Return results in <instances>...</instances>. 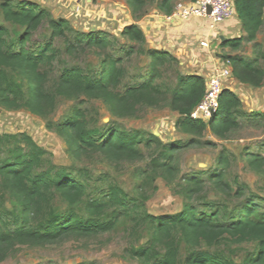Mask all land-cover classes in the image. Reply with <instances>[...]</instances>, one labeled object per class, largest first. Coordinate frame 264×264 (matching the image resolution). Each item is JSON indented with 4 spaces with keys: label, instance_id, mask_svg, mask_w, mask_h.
Instances as JSON below:
<instances>
[{
    "label": "trees",
    "instance_id": "obj_1",
    "mask_svg": "<svg viewBox=\"0 0 264 264\" xmlns=\"http://www.w3.org/2000/svg\"><path fill=\"white\" fill-rule=\"evenodd\" d=\"M135 23L122 31L124 50L116 55L120 40L105 31L83 32L68 19L55 18L40 4L28 0H0V12L7 25L0 24V107L6 110L26 109L46 119L47 128L57 132L67 142L76 157L102 153L113 160L136 162L144 158L142 146L158 150L152 164L163 170L168 182L177 173L175 164L180 151L196 146H215L204 140L211 133L219 140H229L241 130V119L255 123L264 114H247L241 98L224 88L216 114L209 121L194 118L206 92L207 81L202 76L185 75L180 61L169 52L147 45L143 29L137 24L155 5L170 15L177 0H125ZM196 2L197 0H183ZM236 13L246 36L223 43L234 51L244 41L255 42L264 24V0H236ZM60 43L63 47L60 46ZM103 53L101 70L94 74L78 65H67L51 84V74L60 55L76 57L85 53ZM144 57L148 64L138 82L128 79L127 60ZM145 59V60H146ZM232 69V77L244 85L262 88L264 69L259 58L247 60L239 55L224 56ZM79 100L82 97L105 103L110 113L118 118L133 117L143 108H169L179 115L177 129L192 138L188 142L163 143L152 133L127 131L117 123L92 129L81 108L55 123L50 120L58 99ZM13 144L15 157L0 160V191L4 200L13 205L9 211L0 203V264L6 261L19 246H45L60 243L68 238H87L112 232L118 218L107 216V207L99 200L85 202V187L66 169H58L47 161V151L26 133L0 136V152ZM21 152V153H19ZM259 160L252 159V166ZM217 171L209 181L219 190L226 188L229 160H218ZM205 184L201 176H189L183 193L191 199ZM109 201L116 211L133 215L138 205L123 190L112 186ZM60 197L67 209L53 207ZM85 202V214L77 206ZM21 208L19 214L18 208ZM209 211H200L192 204L175 215L154 216L142 213L137 216L139 227H149L150 240L146 246L129 251L142 264H181L180 243L190 249L184 264H264V216L257 218V204L251 200L238 214L228 213L217 204H207ZM229 244H255V252L242 263H236L221 252L201 250Z\"/></svg>",
    "mask_w": 264,
    "mask_h": 264
},
{
    "label": "rangeland",
    "instance_id": "obj_2",
    "mask_svg": "<svg viewBox=\"0 0 264 264\" xmlns=\"http://www.w3.org/2000/svg\"><path fill=\"white\" fill-rule=\"evenodd\" d=\"M28 1L38 3L50 10L55 18L68 19L77 30L105 31L115 35L120 40L115 54L124 57V51L120 53L118 51L124 50L122 31L128 24L135 23L125 0ZM180 1L183 0H177L174 6ZM154 8L155 5L149 7L148 13ZM0 24L7 25L12 31L14 30L13 26L4 21L1 12ZM219 30L218 35L209 40L211 55L208 57L218 65L217 68L230 66L225 62L224 56L239 55L247 60L259 58V64L264 69V24L256 41H244L238 51L223 44V38L228 40L232 38L230 35H224L220 28ZM60 46L63 47L61 43ZM220 53L222 57L219 56ZM102 55L89 52L71 57L62 53L52 70L51 84L67 65H78L85 70H91L94 74L99 73ZM219 58L222 60L220 64ZM145 59L134 56L127 60V68L130 72L129 82H138L136 77L146 73L148 61ZM198 59V61H205L203 55ZM205 62L207 63V60ZM193 64L196 68L201 67L200 63ZM181 72L184 74L182 68ZM213 72L209 74V71L203 70L202 75L207 81ZM231 80L225 81V88L232 85ZM75 108L85 111L88 125L92 129L102 130L110 124L117 123L122 129L130 132L152 133L163 143L188 142L192 138L177 129L179 115L167 107L143 108L133 117L118 118L110 113L101 100L86 97L69 100L60 97L50 120L57 123L70 116ZM243 110L247 114H264V85L255 93L252 102L249 99L248 105L244 106ZM47 122L46 119L26 109L6 110L0 107V136L26 133L33 138L47 151V161L52 162L58 169H66L73 173L83 184L85 187L84 201L92 199L101 201L107 207V216L118 218V225L112 232L103 235L87 238L72 237L60 243L45 246H19L1 264H142L129 254L130 250L146 246L150 240L149 227H139L136 222L137 216L142 213L154 216L175 215L182 212L188 204H192L202 212L209 211L207 204H217L225 208L228 213L238 214L245 204L253 200L257 204V218L261 219L264 216V119L262 118H258L252 124L246 118L241 119V130L229 140H219L208 133L204 140L213 141L215 146H196L180 151L175 164L177 173L171 183L166 180L163 170H155L153 167V158L158 153L155 148L148 149L142 146L144 158L136 162L113 160L102 153L76 157L70 151L65 139L47 128ZM13 148L12 143L6 145L3 152H0V160L14 158V151L9 152V149L13 150ZM223 156L228 158L229 164L225 178L226 188L219 190L213 182L209 181V176L217 171L218 160ZM252 159L259 160L258 165L252 166L250 163ZM193 175L201 176L205 184L200 192L189 199L183 193V186L186 178ZM112 186L123 190L140 205L139 211L129 216L124 215V211L121 210L114 215L116 208L112 206L107 196ZM3 202L9 211L13 209L10 200H4L0 191V203ZM85 202L77 206V212L83 215L85 214ZM53 207L64 211L67 209V204L60 197H55ZM20 209L19 207V214ZM189 250L181 241V264H184ZM201 250L221 252L234 262L242 263L255 252V244L224 243L214 248L203 246Z\"/></svg>",
    "mask_w": 264,
    "mask_h": 264
},
{
    "label": "crops",
    "instance_id": "obj_3",
    "mask_svg": "<svg viewBox=\"0 0 264 264\" xmlns=\"http://www.w3.org/2000/svg\"><path fill=\"white\" fill-rule=\"evenodd\" d=\"M167 16L169 15H166L155 6V8L140 19L137 24L145 33L147 45L160 51L169 52L177 57L180 61V67L185 75H197L203 77V70L209 71V74L210 72L215 71L218 65L208 58L211 55V49L209 47H202L201 43L207 41L209 43L210 39H213L218 35L220 31L219 28L224 35H230L232 39L245 36L242 22L237 13L220 25H214L209 20L202 18L170 21ZM215 54L219 53L216 52ZM201 55L204 56L207 63L205 61H198V58ZM221 56L223 55L221 54ZM194 61L197 64L200 63L199 66L201 67L196 68L193 64L195 63ZM218 62L220 64L222 60L219 58ZM199 69L201 71L198 72ZM231 79L232 85L228 88L241 98L244 106L248 105L249 99L252 102L255 93L258 92L260 88L254 89L248 85L241 84L233 77ZM250 90L252 92H250Z\"/></svg>",
    "mask_w": 264,
    "mask_h": 264
},
{
    "label": "built area",
    "instance_id": "obj_4",
    "mask_svg": "<svg viewBox=\"0 0 264 264\" xmlns=\"http://www.w3.org/2000/svg\"><path fill=\"white\" fill-rule=\"evenodd\" d=\"M236 0H197L196 2L180 1L174 6L173 12L167 16L175 21L189 18L207 19L214 25H220L232 18L236 13ZM202 47H209L208 42H202ZM229 64V62H227ZM230 67V66H229ZM223 66L215 69L207 80V92L194 112V118L211 120L220 105V97L225 88L226 80L232 78V69Z\"/></svg>",
    "mask_w": 264,
    "mask_h": 264
},
{
    "label": "water",
    "instance_id": "obj_5",
    "mask_svg": "<svg viewBox=\"0 0 264 264\" xmlns=\"http://www.w3.org/2000/svg\"><path fill=\"white\" fill-rule=\"evenodd\" d=\"M228 41V39H226V38H223V42L225 43V42H227ZM220 57H222L221 55H219ZM216 113H213V115H215Z\"/></svg>",
    "mask_w": 264,
    "mask_h": 264
}]
</instances>
